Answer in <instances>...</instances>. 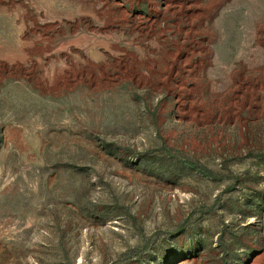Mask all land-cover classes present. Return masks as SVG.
<instances>
[{"label":"rangeland","instance_id":"1","mask_svg":"<svg viewBox=\"0 0 264 264\" xmlns=\"http://www.w3.org/2000/svg\"><path fill=\"white\" fill-rule=\"evenodd\" d=\"M0 264H264V0H0Z\"/></svg>","mask_w":264,"mask_h":264}]
</instances>
